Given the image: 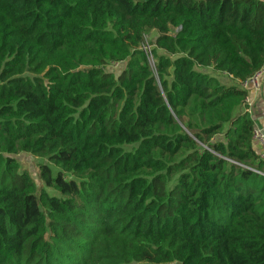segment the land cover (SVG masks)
Listing matches in <instances>:
<instances>
[{"label":"trees","instance_id":"obj_1","mask_svg":"<svg viewBox=\"0 0 264 264\" xmlns=\"http://www.w3.org/2000/svg\"><path fill=\"white\" fill-rule=\"evenodd\" d=\"M263 67L264 0H0V264H264Z\"/></svg>","mask_w":264,"mask_h":264},{"label":"rangeland","instance_id":"obj_2","mask_svg":"<svg viewBox=\"0 0 264 264\" xmlns=\"http://www.w3.org/2000/svg\"><path fill=\"white\" fill-rule=\"evenodd\" d=\"M157 35V32L153 31L151 33H148L145 37V42L143 44V48L146 50L147 53H151V48L153 47L152 43ZM150 64L152 67H155V61L153 57L150 58ZM126 65V63H117V64H109L107 65V69L113 70L115 72H119L121 68H123ZM201 71L207 72L213 76H216L219 78L222 82L227 84H233L236 83L233 80L226 81L225 76L221 74L218 71H214L211 67H199ZM16 159L20 162L23 169L28 170L31 175L35 178L37 183L43 187L44 184L42 183L41 179L39 178V165L44 162H48L47 160L36 157L34 155L28 154V153H20L15 156ZM49 193L57 194V191L53 188H48ZM135 264H149V263H135Z\"/></svg>","mask_w":264,"mask_h":264},{"label":"crops","instance_id":"obj_3","mask_svg":"<svg viewBox=\"0 0 264 264\" xmlns=\"http://www.w3.org/2000/svg\"><path fill=\"white\" fill-rule=\"evenodd\" d=\"M225 80H232L229 76L225 75ZM259 86L256 87L253 84H250L247 87L248 91V110L252 119L254 120L255 125L264 124V71L259 76L258 79ZM255 149L259 151V145L255 141Z\"/></svg>","mask_w":264,"mask_h":264},{"label":"built area","instance_id":"obj_4","mask_svg":"<svg viewBox=\"0 0 264 264\" xmlns=\"http://www.w3.org/2000/svg\"><path fill=\"white\" fill-rule=\"evenodd\" d=\"M150 58L152 57V52L148 53ZM264 67L256 73L253 77H251L243 86L247 89L250 84H253L254 86L258 87L259 86V76L263 73ZM247 103H248V97H247ZM254 140L258 143L259 145V155L262 159H264V124L263 125H255L254 128Z\"/></svg>","mask_w":264,"mask_h":264}]
</instances>
